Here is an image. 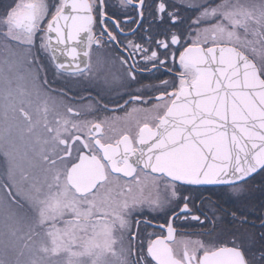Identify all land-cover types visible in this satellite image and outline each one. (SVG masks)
I'll use <instances>...</instances> for the list:
<instances>
[{
	"label": "snow or ice",
	"instance_id": "1",
	"mask_svg": "<svg viewBox=\"0 0 264 264\" xmlns=\"http://www.w3.org/2000/svg\"><path fill=\"white\" fill-rule=\"evenodd\" d=\"M184 7L196 12L186 29L170 0L0 4V264H264V245L254 252L239 235L174 247L172 219L189 211L183 185H226L240 195L264 172V0H185ZM145 9L152 23L168 27L144 34L153 31L152 23L143 28ZM122 23L136 25L132 36L143 30L147 47L120 40ZM105 45L116 47L113 63L123 70L112 83L161 70L172 79L122 91L128 99L111 107L49 87L44 58L60 76L94 82L101 61L94 67L92 50ZM129 104L150 107L125 111ZM101 110L124 115L86 118ZM135 113L145 117L134 135L102 138L106 125L115 132L113 121ZM148 186L155 196H144ZM173 203L179 213L160 226L167 236L141 240L144 209Z\"/></svg>",
	"mask_w": 264,
	"mask_h": 264
},
{
	"label": "flooded vegetation",
	"instance_id": "2",
	"mask_svg": "<svg viewBox=\"0 0 264 264\" xmlns=\"http://www.w3.org/2000/svg\"><path fill=\"white\" fill-rule=\"evenodd\" d=\"M7 0H0V4L6 3ZM55 2V0H52ZM112 4H117V0H110ZM151 3V0H148ZM175 5L185 18V23L182 28H187V25L191 18L196 15V12L192 9L184 7L185 0H170ZM219 2V0H214ZM129 15H134L133 9L129 6L124 9ZM113 9H109V14ZM149 9H145V20L143 28L147 29L148 25L152 23V17L148 15ZM117 19L122 17L117 16ZM153 31L150 33H144L146 35L155 36L157 31L163 30L168 27L167 22L165 24L152 23ZM124 29L123 34H118V38L123 41L135 40L137 43H144L145 41L140 40L139 36L143 32H138L136 36H132L129 33V29L135 28L134 24H121ZM109 28L112 25L109 24ZM97 33L99 27L94 29ZM157 39L162 37L156 36ZM107 39V37H105ZM122 47V45H121ZM117 54L116 47L113 45H105L103 48H93L92 50V62L94 67L96 66L97 59L101 61L99 65L100 71L97 75V79L94 82H90L87 78H72L68 76H60L58 73H54V66L48 64L47 59L44 58V63L47 68L48 84L51 89L58 90H71L69 95L74 97L87 96L91 94L94 97L101 99L103 104H107L110 107L115 105L117 102L123 103L124 100L128 99L127 96H119L118 93L122 91L134 92L135 89L139 88L142 84L158 83L162 79H172L164 70L160 72H145L142 75L137 76V82L132 83L126 78L124 79L123 85L119 83H112L113 76H123V70L118 63H113L114 57ZM6 53L0 51V58H4ZM21 74L27 76L28 70L27 65H22L19 69ZM179 71V69H177ZM107 77L109 85H105L103 78ZM52 95L58 93L53 92ZM154 93L144 92V96H151ZM66 102L70 106L78 107L79 101H70L65 98ZM88 103V101H83ZM132 107H150L148 104L144 105H132L129 104L125 111ZM113 115L123 116L124 112H107L101 110L91 116L86 117L87 119H97L104 116L111 117ZM144 113H135L133 118L130 120L113 121V127L117 131H109L107 125L102 138L109 143H115V140L119 138V132L130 129V134H135L136 120H144ZM49 119H52L49 116ZM3 168H0V175L3 174ZM124 179V178H122ZM130 179V178H129ZM144 196H155L156 191L148 186L144 189ZM181 194L188 196L189 199V211L179 213V208L176 203H173L171 208L165 211L154 212L147 208L144 209L143 214L138 217L141 220L139 224V238L147 241L148 239H155L157 235L167 236L166 228L160 227L166 225L169 222V218L172 216V212L176 211L179 216L172 219V224L176 228L175 240L177 242L174 247L179 250V242L181 240H192L197 239L207 241L210 238H219L221 241H228L234 235H239L245 239V242L251 241L252 250L256 252L261 245H264V172L253 174L252 178L248 180L245 185V191L240 195H234L228 189L226 185H183L181 188ZM161 196H166L163 186L160 191ZM182 207V203H180ZM235 212L238 218H233L231 213ZM187 216L188 219L183 217ZM192 216H200L201 221L191 219ZM246 218L245 223H241L240 220ZM147 221L144 223L143 221ZM211 233V237L208 235ZM258 254V253H257ZM150 259V258H149ZM154 264V262H153Z\"/></svg>",
	"mask_w": 264,
	"mask_h": 264
},
{
	"label": "water",
	"instance_id": "3",
	"mask_svg": "<svg viewBox=\"0 0 264 264\" xmlns=\"http://www.w3.org/2000/svg\"><path fill=\"white\" fill-rule=\"evenodd\" d=\"M60 59H61V61H63L65 59V57H61Z\"/></svg>",
	"mask_w": 264,
	"mask_h": 264
}]
</instances>
